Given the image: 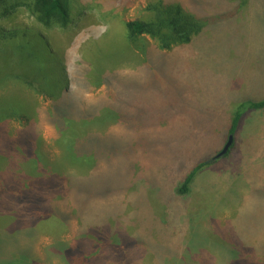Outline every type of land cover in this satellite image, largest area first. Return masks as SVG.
<instances>
[{
    "label": "rangeland",
    "instance_id": "374dc122",
    "mask_svg": "<svg viewBox=\"0 0 264 264\" xmlns=\"http://www.w3.org/2000/svg\"><path fill=\"white\" fill-rule=\"evenodd\" d=\"M70 1L64 28L23 6L0 27L28 31L50 81L60 74L75 106L108 117L58 139L53 98L24 82L38 70L12 60L20 41L0 45V264H67L73 251L87 264H264V110L176 193L222 150L238 105L264 98V0ZM159 2L233 15L168 50L130 43L124 23Z\"/></svg>",
    "mask_w": 264,
    "mask_h": 264
},
{
    "label": "trees",
    "instance_id": "16d2710c",
    "mask_svg": "<svg viewBox=\"0 0 264 264\" xmlns=\"http://www.w3.org/2000/svg\"><path fill=\"white\" fill-rule=\"evenodd\" d=\"M20 6L25 7L35 17L36 21L44 26L56 24L64 28L70 21V0H0V20L4 19L9 11L12 12V10ZM151 7L153 11L149 16L124 23L125 36L130 43L137 45V43L143 41L144 44L147 38L154 40L159 45V49L168 50L173 45L189 43L194 35L201 32L204 26L203 23L214 24L217 21L224 20L233 15L231 12L228 15L222 14L217 17L196 18L188 14L177 4L159 2L152 4ZM27 33L28 31L22 33L19 30L12 31L0 27V45L5 42L13 43L17 40L20 41L14 49L17 50L18 55L15 56L13 54L15 58L12 60L19 64L21 61L28 59L30 60V68L32 70H38L35 73L40 77L39 80L34 78L35 75H31L27 82H24L30 87L35 88L38 92L45 93L53 98L47 116L51 119L56 129L58 139L63 141L72 140L80 135L77 132H79V129L83 125L93 124L95 122L100 123L103 118L108 117V113L105 112L104 108L97 109L96 107L92 111L91 109L84 110L75 106L74 92L68 90L66 86L68 84L67 79L60 80V74L55 75L54 79L50 81V70L46 69L45 66L47 59L45 56L40 55V52H36L30 42L28 43L30 40L26 35ZM8 70H10L9 67ZM10 74H13L12 70H10ZM16 76L19 78L17 74ZM97 79L102 86L106 87L107 91L110 90V80H112V77L99 75ZM0 106L2 105L0 104ZM1 109L0 107V121L7 118L4 114L5 112ZM261 110H264V98L259 101L239 104L231 119L227 139L230 135L234 138L244 115L248 112ZM99 111L101 112L98 113ZM87 136L85 139H87ZM230 149L224 156L229 154ZM214 160L215 157L208 158L199 163L184 177L181 184L177 187L176 193L186 195L189 192L190 185L196 173L205 166L210 165ZM66 256L67 264H87L89 261V256L83 251L69 252ZM233 264L250 263L245 260L235 259Z\"/></svg>",
    "mask_w": 264,
    "mask_h": 264
},
{
    "label": "water",
    "instance_id": "95a60500",
    "mask_svg": "<svg viewBox=\"0 0 264 264\" xmlns=\"http://www.w3.org/2000/svg\"><path fill=\"white\" fill-rule=\"evenodd\" d=\"M232 143H233V136L230 135L227 139L226 144L222 148V150L215 156V159H219L223 157L224 155H226L229 149L231 148Z\"/></svg>",
    "mask_w": 264,
    "mask_h": 264
}]
</instances>
